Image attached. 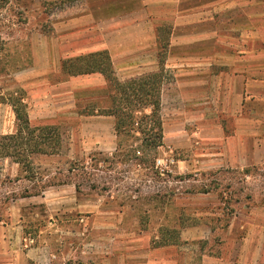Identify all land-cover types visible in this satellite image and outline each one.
I'll return each mask as SVG.
<instances>
[{"label":"rangeland","instance_id":"obj_1","mask_svg":"<svg viewBox=\"0 0 264 264\" xmlns=\"http://www.w3.org/2000/svg\"><path fill=\"white\" fill-rule=\"evenodd\" d=\"M128 1L117 7L113 0L0 4V135L8 133L7 110L8 134L16 132L13 105L22 99L31 127H56L58 135L51 130L45 137L50 145L60 144L53 154L27 156L25 151L26 167L15 162L16 156L0 157V222L22 225L29 245L51 240L61 252L66 242L73 243L66 259L70 264H103L114 243L117 254L131 255L136 242L144 245L143 239L157 235L173 238L180 230L171 226L193 223L203 227L204 238L194 242L201 259L230 251H238L239 258L246 240L250 251L251 245L264 244V81H259L264 70L256 69V52L264 43L256 36L262 21L245 19L244 10H230L216 22L224 33L218 42L231 54L229 61L237 66L247 61L246 89L237 94L234 88L222 102L201 100L195 106L170 100L161 111V130L156 126L153 131L156 147L152 139H143L150 122L142 127L139 118L140 124L127 133L115 131V149L108 150L100 148L111 141L105 123L81 120L97 114V89L82 78L62 85L68 75L62 61L98 51L75 49L97 41L95 27L106 24L114 11L138 7L137 0H131L135 6ZM257 10L261 7L247 12L255 15ZM108 25L106 32H112ZM160 31L159 52L166 58L172 26L165 24ZM209 41L214 39H201L200 44ZM220 68L231 72L225 66H212L211 71L218 74ZM175 77L173 70L164 74L163 89L171 88ZM109 94L105 107L111 105ZM105 107L98 111L104 113ZM158 159L164 164L158 166ZM177 218L182 222L176 223Z\"/></svg>","mask_w":264,"mask_h":264},{"label":"crops","instance_id":"obj_2","mask_svg":"<svg viewBox=\"0 0 264 264\" xmlns=\"http://www.w3.org/2000/svg\"><path fill=\"white\" fill-rule=\"evenodd\" d=\"M129 5L136 3L128 1ZM137 8H129L118 13L114 11L112 17L107 20V26H112V32H106V24L95 27L98 38L90 43L84 42L82 48L92 50H108L116 76L122 82L140 78L148 74L162 70L161 55L159 52L161 29L165 24L172 26L169 37L170 46L163 64V80L161 90L162 110L169 108L168 102L175 100L189 106H195V102L206 100L224 101L225 93L240 94V89L248 86L247 61L240 66L229 61L231 54L226 55L223 43L219 45L218 38L224 33L217 30L216 22L223 20L221 17L230 10L244 12L249 19L255 17L264 21V0H137ZM114 6H120L121 0H113ZM261 7L259 11L248 14L247 9ZM240 8L241 10H239ZM244 10V11H243ZM247 12V13H246ZM240 13V14H242ZM253 14V15H252ZM244 15V14H243ZM251 15V16H250ZM249 16V17H248ZM262 24L257 25V38H264ZM260 26V27H259ZM259 33H261L259 35ZM248 36V35H247ZM214 39L206 46H201V39ZM263 40V39H262ZM220 46V47H218ZM81 50V51H82ZM249 52V51H248ZM257 59H260L256 69L264 70V43L257 49ZM212 66L230 67L231 72H225L220 68L218 74L211 71ZM234 66V67H233ZM173 70L175 83L171 88L163 89L165 84L164 74ZM228 75L225 78V75ZM62 85L67 86L71 80L82 78L84 83L97 89V99L100 104L97 108L105 107V100L108 98L109 86L106 78L99 72L81 74L77 76L66 75ZM223 85V96L220 99L217 93L218 80ZM259 80V79H257ZM260 84L261 81L259 80ZM233 82L234 87H233ZM211 89V90H210ZM212 95V97H211ZM241 96V95H238ZM104 104V106H103ZM102 105V106H101ZM109 106V105H108ZM106 106V107H108ZM105 107V108H106ZM96 108V109H97ZM189 108V107H188ZM96 115L81 116V120L97 118L102 121L105 132L110 134L111 141L102 143L100 148L115 149V122L112 115L100 113ZM161 110V111H162ZM15 112V111H14ZM7 119L4 118V128L9 133L11 124V112L6 111ZM16 119V114L14 115ZM6 123L9 125L6 126ZM6 133V134H8ZM5 134V135H6ZM12 134V133H11ZM47 190L42 194H46ZM41 194V195H42ZM194 194H191L193 196ZM43 196V195H42ZM82 208V207H81ZM82 212V210H81ZM182 219L177 218L176 223ZM180 232L173 238L164 236L147 237L142 242H136V250L127 256L117 254L115 243L113 245L112 257H107L103 264H264V244L251 245L246 240V245L239 252H225L222 257L203 255L202 251L194 245V242L204 238L201 224L171 226ZM23 226L19 223L3 224L0 222V264H70L66 261L73 251V243L66 242L65 250L59 252L57 246L51 240H46L29 245L23 237ZM119 245V243H116ZM143 245V247H142ZM63 249V248H62ZM79 248H76L78 250ZM81 249V247H80ZM251 258V261L249 262ZM195 260V261H193Z\"/></svg>","mask_w":264,"mask_h":264},{"label":"trees","instance_id":"obj_3","mask_svg":"<svg viewBox=\"0 0 264 264\" xmlns=\"http://www.w3.org/2000/svg\"><path fill=\"white\" fill-rule=\"evenodd\" d=\"M6 0H0V4H5ZM168 46V44H167ZM165 57L161 56L162 70L160 72L148 74L146 76L131 79L122 82L116 76L113 62L108 50H99L85 53L75 57H71L62 61V70L72 76L81 74H89L99 72L104 75L109 86V99L111 105L106 107L104 114L115 117V131L117 135L127 133L141 118V125H145L143 130L144 141L152 139L153 147L157 144L153 143L156 134L153 132L157 129L161 130V90L163 80V64ZM23 100L13 105L18 121L17 130L13 134L0 135V157L16 156L15 162L22 167H26L24 152L27 156L32 154H53L59 151V142L50 145L45 137V131L50 134L51 130H55L58 135L57 128H32L27 113L24 111ZM141 113V116L139 115ZM39 132L40 136L36 133ZM43 135V136H42ZM161 137V134L158 135ZM40 137V139H38ZM49 146L46 149L44 145ZM150 144V143H149ZM58 145V147H56ZM29 150V151H28Z\"/></svg>","mask_w":264,"mask_h":264},{"label":"built area","instance_id":"obj_4","mask_svg":"<svg viewBox=\"0 0 264 264\" xmlns=\"http://www.w3.org/2000/svg\"><path fill=\"white\" fill-rule=\"evenodd\" d=\"M162 164H164V163H163V160H162V159H158V160H157V165L159 166V165H162Z\"/></svg>","mask_w":264,"mask_h":264}]
</instances>
